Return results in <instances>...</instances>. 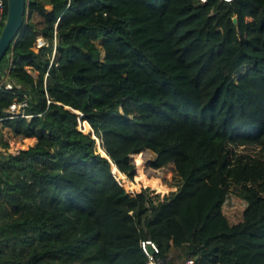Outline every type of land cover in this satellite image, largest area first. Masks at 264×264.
Instances as JSON below:
<instances>
[{"label": "trees", "instance_id": "trees-1", "mask_svg": "<svg viewBox=\"0 0 264 264\" xmlns=\"http://www.w3.org/2000/svg\"><path fill=\"white\" fill-rule=\"evenodd\" d=\"M26 1L0 64L21 86L0 90V264H147L142 240L264 264V160L234 153L264 155V0ZM16 98L34 118L2 120Z\"/></svg>", "mask_w": 264, "mask_h": 264}, {"label": "built area", "instance_id": "built-area-1", "mask_svg": "<svg viewBox=\"0 0 264 264\" xmlns=\"http://www.w3.org/2000/svg\"><path fill=\"white\" fill-rule=\"evenodd\" d=\"M208 0H199L198 3L205 4ZM225 3L231 4L234 0H222ZM6 2L5 0H0V36L2 30L6 23ZM21 86L17 85L11 78L10 72L7 71L4 73L2 78L0 79V90L7 92H14L16 90H20ZM29 109V99L24 98L20 100L16 98L9 110H7L5 118L2 120H14L18 118L31 120L34 118V115H30L28 113ZM1 121V120H0ZM141 249L146 256L147 264H168L167 260L161 258V249L158 244L152 240H142L141 241ZM184 264H197V260L194 258H190L185 261Z\"/></svg>", "mask_w": 264, "mask_h": 264}, {"label": "water", "instance_id": "water-1", "mask_svg": "<svg viewBox=\"0 0 264 264\" xmlns=\"http://www.w3.org/2000/svg\"><path fill=\"white\" fill-rule=\"evenodd\" d=\"M26 6V0H7V18L0 36V64L24 30L27 20L25 17L27 13ZM234 23H238L237 18H234ZM103 157L111 162L107 154Z\"/></svg>", "mask_w": 264, "mask_h": 264}, {"label": "rangeland", "instance_id": "rangeland-1", "mask_svg": "<svg viewBox=\"0 0 264 264\" xmlns=\"http://www.w3.org/2000/svg\"><path fill=\"white\" fill-rule=\"evenodd\" d=\"M101 43H102L101 41L97 42L96 45L100 48L101 47ZM44 44H45V41H44V38H43L42 34L37 33L36 34V43H35V46H34L33 50L35 52H38L39 48L41 46H43ZM246 70H247V68L242 69L240 71V73H238L236 75V78H238L240 75H243L246 72ZM79 127L82 128L84 131H87V129H86L87 125L85 123H81ZM11 141L14 144H16V145H18V143L21 142L20 139H18L17 137H12V136H11ZM98 141H99V145H101L99 139H98ZM23 144L25 146L29 145V143H25V142H23ZM234 153L237 154V155H245V156H249L251 158H258V159H263L264 160V155L260 152V149H258L256 147L249 146V147L235 148L234 149ZM144 163L146 165H147V163H149V157H145ZM180 185H181V183L178 180V178H175V179H173L171 184H169V186L167 187V192H162V190L160 189L159 182H157L154 185L152 184V186L148 185V186L145 187V189L151 195H154V194H155V196L157 195L158 201H161V200H164V199H168L169 197L174 195L179 190ZM126 189L129 190L130 192H134V193H138L140 191V190L139 191L133 190V189L127 188V187H126Z\"/></svg>", "mask_w": 264, "mask_h": 264}, {"label": "crops", "instance_id": "crops-1", "mask_svg": "<svg viewBox=\"0 0 264 264\" xmlns=\"http://www.w3.org/2000/svg\"><path fill=\"white\" fill-rule=\"evenodd\" d=\"M173 252H174V250L172 251V253H173ZM172 253H171V254H172Z\"/></svg>", "mask_w": 264, "mask_h": 264}]
</instances>
